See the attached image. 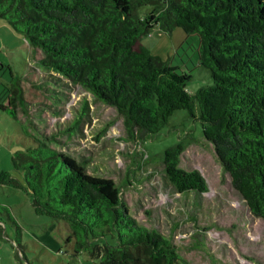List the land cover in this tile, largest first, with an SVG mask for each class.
Wrapping results in <instances>:
<instances>
[{
	"label": "trees",
	"instance_id": "obj_1",
	"mask_svg": "<svg viewBox=\"0 0 264 264\" xmlns=\"http://www.w3.org/2000/svg\"><path fill=\"white\" fill-rule=\"evenodd\" d=\"M141 5H149L139 12ZM0 17L43 56L40 65L78 83L124 116L130 136L159 131L173 111H197L203 137L252 215L264 219V0H0ZM153 27L197 35L198 64L212 83L187 89L191 74L151 53ZM2 110L23 103L9 71ZM12 163L31 205L66 221L67 239L101 264H182L177 246L130 213L111 178L24 134ZM184 143L164 150V171L178 192L207 190L196 169L179 166ZM0 183L20 185L6 171Z\"/></svg>",
	"mask_w": 264,
	"mask_h": 264
},
{
	"label": "rangeland",
	"instance_id": "obj_2",
	"mask_svg": "<svg viewBox=\"0 0 264 264\" xmlns=\"http://www.w3.org/2000/svg\"><path fill=\"white\" fill-rule=\"evenodd\" d=\"M149 5H141L139 12ZM153 54L189 72L187 89L212 83L198 64L197 35L175 27H153L143 36ZM30 50V51H29ZM42 51L0 17V101L9 71L20 77L23 103L16 115L0 108V172L22 186L0 183V264H101L76 252L66 221L37 213L13 167L12 155L29 134L84 164L89 174L111 178L138 223L155 228L177 246L182 264H264V219L252 215L244 198L202 135L198 113L177 109L163 127L143 140L130 136L124 116L66 76L44 68ZM184 143L179 166L198 169L205 192H178L164 171V150Z\"/></svg>",
	"mask_w": 264,
	"mask_h": 264
},
{
	"label": "crops",
	"instance_id": "obj_3",
	"mask_svg": "<svg viewBox=\"0 0 264 264\" xmlns=\"http://www.w3.org/2000/svg\"><path fill=\"white\" fill-rule=\"evenodd\" d=\"M25 41H26V40H25ZM28 45H29V44H28ZM29 47H30V48H32V50H33V49H34V50H35V49H38V50H40L39 48H33V47H32V46H30V45H29ZM29 51H30V50H29ZM40 51H41V50H40ZM40 58H41V57H40Z\"/></svg>",
	"mask_w": 264,
	"mask_h": 264
}]
</instances>
